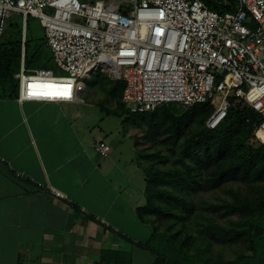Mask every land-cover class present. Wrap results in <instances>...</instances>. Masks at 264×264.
<instances>
[{"label": "built area", "instance_id": "obj_1", "mask_svg": "<svg viewBox=\"0 0 264 264\" xmlns=\"http://www.w3.org/2000/svg\"><path fill=\"white\" fill-rule=\"evenodd\" d=\"M10 12L39 19L65 72L26 73L23 35L19 101L79 100L84 78L100 70L124 83L130 113L210 100L206 125L214 129L231 98L244 101L262 116L254 136L264 143V0H237L225 13L202 0H0V43ZM95 149L111 152L102 140Z\"/></svg>", "mask_w": 264, "mask_h": 264}, {"label": "crops", "instance_id": "obj_2", "mask_svg": "<svg viewBox=\"0 0 264 264\" xmlns=\"http://www.w3.org/2000/svg\"><path fill=\"white\" fill-rule=\"evenodd\" d=\"M83 83L81 94L93 95ZM110 103L95 135L87 128L95 103L81 95L73 102L0 96V264H153L154 254L137 244L154 229L137 211L146 203V181L134 161L135 132ZM101 140L111 146L107 156L95 149ZM126 140L125 167L131 160L141 180L135 195L117 181L110 158Z\"/></svg>", "mask_w": 264, "mask_h": 264}, {"label": "trees", "instance_id": "obj_3", "mask_svg": "<svg viewBox=\"0 0 264 264\" xmlns=\"http://www.w3.org/2000/svg\"><path fill=\"white\" fill-rule=\"evenodd\" d=\"M202 1L220 13L237 9V0ZM19 15V22L8 18L0 43V93L11 98L18 95V82L8 65L21 42L23 16ZM27 42L26 35L25 46ZM5 43H13V47ZM108 79L112 85L106 90L115 94L116 103L121 105L120 109L119 105L115 107L117 114L144 126L147 136L137 142L145 143L147 149L160 150L143 169L146 203L137 210L141 219L147 216L153 225L151 238L146 243L137 242L154 254L153 264H177L171 255L182 248L186 254H194L200 246L198 241L203 242L206 234L215 237L212 231L226 237L233 232L234 237L244 241L242 237L255 231L259 225L255 221L264 216V143L254 136L262 116L234 98L226 118L214 129L206 125L214 110L210 100L192 106L170 103L154 111L130 113L122 101L124 83ZM222 188L225 196L219 195L216 201L204 199L207 192ZM196 196L202 199L196 202Z\"/></svg>", "mask_w": 264, "mask_h": 264}, {"label": "rangeland", "instance_id": "obj_4", "mask_svg": "<svg viewBox=\"0 0 264 264\" xmlns=\"http://www.w3.org/2000/svg\"><path fill=\"white\" fill-rule=\"evenodd\" d=\"M81 1H96V0H81ZM106 4L109 3L111 0H103ZM46 12H51L49 9H46ZM9 17L13 21H21V16L17 14L16 12H10ZM23 29H22V36H21V42L20 46L17 45L16 47V57H12L9 61L8 67L10 68L11 75H13L16 78V81L18 82L19 74L22 71V37L23 35L28 38L27 45L25 46V71L26 73L33 74L36 73L38 70L46 69L51 70L55 75H64L65 72L60 70L56 63L53 60L50 48L44 44L45 40L43 39V34L45 35L44 29L42 28L40 21L36 17H28V27H27V34H26V21L23 22ZM14 39V38H13ZM18 39V37H17ZM26 42V38H25ZM13 44V43H12ZM12 44L5 43L6 47H13ZM7 60V58H6ZM109 73L108 72H102L100 70H97L95 72L90 73L84 80L85 83L88 85L89 91H94L93 95H89V92H85L81 94V98L84 100H93L94 101V108L90 109L92 113L87 118V128L94 129L95 135H100L99 133V127L106 126L105 124H99V117L106 115L105 110L108 106H111L110 102H113L115 100V94L112 92L110 93V90H106V88L109 87V84L112 85V82L109 81ZM110 82V83H109ZM112 87V86H111ZM110 87V88H111ZM89 93V94H88ZM1 96V93H0ZM102 102V106H98L96 102ZM59 105L63 103H58ZM120 104V103H119ZM119 104L116 103V100L114 101V105L118 106ZM202 104V103H200ZM211 105L214 108V104L211 102ZM63 106H66L64 104ZM110 108V107H108ZM118 108H121V105L118 106ZM87 111L89 109H86ZM103 110V112H101ZM88 111V112H90ZM87 112V113H88ZM88 116V115H87ZM112 120L115 117H110ZM133 126V130L135 132V141H136V148L139 150L136 153L135 162L137 164H141L142 168L149 164L150 159H155V154L158 153L157 150L159 148H150L147 149L145 143L142 145V143H138L137 140H145L146 133L144 131V126L141 127L136 123L128 122V125ZM112 126V125H111ZM86 128V129H87ZM109 141L114 145L116 143L115 136H110ZM130 144L129 140H126L125 143L122 146H118V149L120 151L124 150V152L120 153V151L113 146V154L110 155V158H114L116 163L118 164L117 168V181L123 185V187H128V192L131 191L135 194L138 193V187L141 185V180L139 182V178L135 177L137 173V170L134 167V164H130L128 162V167H125L126 164V157H129L126 154L127 146ZM160 151V150H159ZM154 155V156H153ZM158 155V154H157ZM131 168L127 170V168ZM136 171V172H135ZM130 182H132V185H130ZM228 186V185H225ZM122 188V187H121ZM226 192L222 188L217 192H207L204 199H208L210 201H216L220 196H225ZM139 196V194H138ZM202 199L200 197L195 198L196 202H199V200ZM218 214V213H215ZM221 222H225L224 219L221 218ZM257 224H259L257 227H255V231H252V233L248 232L247 235L242 237L244 241H242L240 238L237 239V237H234V233L229 234V238L224 236V233L221 232H213L215 234V237L209 238L206 234L205 239H203V242L200 240L198 241V244L200 245L198 250L192 254L189 252V254H186V249L182 248V250H178L175 254L171 255L173 257L174 261H177V264H264V216L259 221H255ZM193 233L199 237V233L197 230H193ZM223 234V236H221ZM234 237L235 240H232ZM221 239V242H217V239ZM228 239V240H227ZM227 240V241H225Z\"/></svg>", "mask_w": 264, "mask_h": 264}, {"label": "snow or ice", "instance_id": "obj_5", "mask_svg": "<svg viewBox=\"0 0 264 264\" xmlns=\"http://www.w3.org/2000/svg\"><path fill=\"white\" fill-rule=\"evenodd\" d=\"M30 94H32V93H30ZM65 95H67V93H64Z\"/></svg>", "mask_w": 264, "mask_h": 264}, {"label": "bare ground", "instance_id": "obj_6", "mask_svg": "<svg viewBox=\"0 0 264 264\" xmlns=\"http://www.w3.org/2000/svg\"><path fill=\"white\" fill-rule=\"evenodd\" d=\"M115 70H117V69H115ZM113 73H114V71H113Z\"/></svg>", "mask_w": 264, "mask_h": 264}]
</instances>
